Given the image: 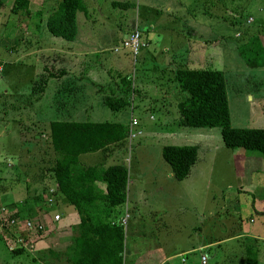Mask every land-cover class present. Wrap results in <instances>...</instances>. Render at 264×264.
<instances>
[{"label":"rangeland","instance_id":"rangeland-1","mask_svg":"<svg viewBox=\"0 0 264 264\" xmlns=\"http://www.w3.org/2000/svg\"><path fill=\"white\" fill-rule=\"evenodd\" d=\"M27 1L28 14L12 13L13 0H1L0 8V209L6 210L0 213V264H46L35 258L45 259L47 246L52 245L51 236H45L60 225L52 222L58 221L54 216L72 208L66 202L59 207L57 198L44 202L45 190L53 184L47 169L55 156L46 128L56 118L138 122L135 128L141 134L126 140L123 150L115 146L107 155L95 151L77 157L80 165L101 169L119 157L127 168L129 208L124 204L116 208L117 219H124L126 250L150 232L163 250L241 232L236 239L241 250V221L251 210L249 191L245 183H238V176L257 172L264 178V157L224 147L217 127L177 126L176 103L184 93L177 89L172 94L177 85L171 79L178 67L221 71L231 127L264 128V66L249 67L244 60L245 56L258 63L264 51V0H82L86 11L76 13L72 41L49 34L44 26L60 0ZM112 2L128 6L113 7ZM133 28L144 44L134 63L126 51H112ZM66 69L72 74L69 79H59V86L49 79L42 86L47 73L56 77ZM122 76L128 77L130 86L121 83ZM164 87L166 91H154ZM108 95L127 97L129 103L112 111L102 104ZM167 145L198 147V159L184 180H175L171 172L167 177L169 165L161 157ZM8 154L11 162L4 160ZM242 154L244 163L238 157ZM12 193L19 199L40 196L44 202L39 213L29 203V215L22 218L42 224L46 234L40 252L32 253L31 238L43 232L19 227L26 235L25 250L12 254L13 237L7 227ZM48 194L57 196L51 189ZM233 245L209 247L206 264H240L239 254L230 255ZM188 264H199L197 252L188 255ZM258 264H264L263 256Z\"/></svg>","mask_w":264,"mask_h":264},{"label":"trees","instance_id":"trees-1","mask_svg":"<svg viewBox=\"0 0 264 264\" xmlns=\"http://www.w3.org/2000/svg\"><path fill=\"white\" fill-rule=\"evenodd\" d=\"M27 4V0H13L10 11L17 13L24 10V13L28 14ZM111 4L113 7L128 6L127 3L121 2ZM2 5L0 0V8ZM85 11L82 0H60L55 10L46 16L45 29L55 37L72 41L76 35V13ZM250 50L248 49L247 54L252 57ZM244 60L249 67H263L264 51L258 63L245 56ZM66 70H61L58 75ZM52 77L55 76L47 73L42 80V86ZM121 78V83L128 87L131 83L128 77ZM173 80L178 90L184 93L176 103L177 126L217 127L224 147L242 148L264 157V128H235L230 125L225 81L221 71L179 67L174 71ZM32 90L35 88L32 87ZM128 103L127 97L112 95L105 96L102 100V104L112 111H119ZM128 130V125L118 122L68 121L60 118L50 121L47 125L48 145L55 155L53 164L47 169L49 176L56 190L66 203L72 206L78 217L76 232L70 242V250L75 255L72 264H123V224L116 217V208L126 200L127 168L119 157L104 169L97 165H80L77 157L95 151L107 155L115 146L118 151L123 150ZM161 157L169 165L172 177L180 181L188 175L196 159V147L163 146ZM10 159L12 160V157L4 160ZM100 184L103 189L99 187ZM33 199L38 202L40 196H34ZM25 201L26 198L18 209L13 205L7 207V214L8 211L11 212L7 220H12L7 227L11 229L13 237L10 241L13 249L9 247L13 255H19L25 250L19 243L16 246L18 248L14 249L16 234L26 239V235L19 229L22 226V218L29 215V205ZM4 211L6 210L0 209V213ZM243 250L244 264H257L255 245L245 244ZM48 254H52V251H48Z\"/></svg>","mask_w":264,"mask_h":264},{"label":"crops","instance_id":"crops-1","mask_svg":"<svg viewBox=\"0 0 264 264\" xmlns=\"http://www.w3.org/2000/svg\"><path fill=\"white\" fill-rule=\"evenodd\" d=\"M77 53L80 54V52H77ZM70 75L72 76V74L68 70H66L65 73H63L61 75H57L55 78L52 77L51 79H53L55 81L54 82L55 85H58L59 79H61V81L64 82L67 79H69ZM171 80H172V83H174L173 77ZM132 84H134L133 80H132ZM166 87H167V85H166ZM177 89H178V87L176 86V91L172 92V94H177ZM161 90H165V87L161 88L159 91H157L154 88V91L156 93H160ZM165 93L166 92H164V94ZM156 102H158V100H155V103ZM69 103L71 104L70 101H69ZM54 109L56 110V108H54ZM68 109H71L69 105H67V110ZM163 117H164V115H162V118ZM118 123H123V122H118ZM8 155H7V158L11 157V155H9V156ZM197 155H198V147L196 150V157L198 159ZM245 155L246 154H242V155L238 156L239 158L243 159V163H244V160L246 159ZM197 159H195V160L197 161ZM9 161L11 162V159ZM17 165H18V163H17ZM191 169H192V166L190 168V171H191ZM190 171H189L188 175L190 174ZM256 173L257 172H251L250 174H248L249 177L246 176V173H245V175L241 174L238 176V181H240L238 183H242V182L245 183L244 184L245 189H246L245 191L246 192L249 191L250 202H249V205L247 207L251 210V213L248 215L249 218L247 220L241 221L242 222L241 226L243 228V230H242L243 234H240L239 237H243V239H242L243 240V246H241L242 247L241 250H243L245 244L253 243L255 245V247L257 248V264H258L259 256L264 257V178L257 177ZM167 177L171 178V174H170L169 170H167ZM41 182H44V180L41 179ZM99 187L101 189H103V186L101 184L99 185ZM50 189L52 190V192L54 191L57 194L56 197H54L53 194H48V191ZM45 191H46L45 193L47 196L46 198L44 197L45 203H46L47 198H52V202H53L54 198H55V200L57 198L58 201L60 202L59 207L62 205L64 206V203L66 201L59 194V192L56 190V186H55L54 182L51 185V187H49L48 190H45ZM136 194L138 196V193H136ZM10 195L12 198H10L8 200V203L11 206L13 205L18 209V206L22 205L25 198H23V199L22 198L19 199V197L13 198V196H14L13 193ZM40 199L37 202L33 198L31 200H30V198H26L25 203L27 205H29V203H30L31 208L33 209V207H35L37 210V213H39L40 211H42L40 206H42L44 203V202L42 203L43 200L42 199L40 200ZM128 203H129L128 201L124 202L125 209L129 208ZM26 204H23V206L24 205L26 206ZM68 209L64 208L62 211H59L60 214L57 213V214H59L58 221L57 222L52 221V222H54L56 224L58 223L60 225L53 227L52 229L48 230L49 231L48 234L43 232L45 230L42 226L41 231H36L37 234H40L43 232L42 236L39 238H35V239L31 238L34 241V243L32 241V246H33L32 253H34L36 251L40 252L41 249H43L42 243L44 240L43 236H45V234H46L45 237L51 236V239H52V243H51L52 245L47 246L46 256H45L46 258L45 259L35 258L36 262L41 263V262L45 261L46 264H72L71 262L73 259H75V255L70 250L71 249L70 242H71V238L75 235V232H76L78 217H77L75 210L73 208H71V210H68ZM25 211H26V209H25ZM33 221L39 222V220H33ZM66 223H68V224H66ZM237 229H239V228H237ZM239 233H241V232H238V233L234 232V233H231V235L226 236L223 239L216 238V239L208 240L205 242L202 239L203 242L199 240L195 243L184 245V247H180L176 250H169V249L163 250V249H161V247L159 245H156V243L152 240L153 239L152 236H154V233L150 232L149 236H147V234L144 235L139 241L134 243L130 249L126 250L123 247V252L121 255L122 261H123V264H172V261L174 260V264H188V255L197 252L199 254V264H202L201 260H200L201 257H204V261H205L204 264H206V262H207L206 256H207V251H208L209 247L213 246V248H214V247H218L219 245L221 247V245L223 243L233 242L234 243L233 253H231L230 255L239 254V259L241 258L240 264H244V256H241V250H238V249H240V247L238 246V243L236 241L237 235H239ZM239 243H241V242H239ZM123 244H124V242H123ZM48 251H52V254H48ZM242 252L244 253V250ZM39 255H40V253H39ZM232 257L234 259V256H232ZM229 262H232V259L231 260L229 259ZM233 263H237V259ZM238 263H239V260H238Z\"/></svg>","mask_w":264,"mask_h":264},{"label":"built area","instance_id":"built-area-1","mask_svg":"<svg viewBox=\"0 0 264 264\" xmlns=\"http://www.w3.org/2000/svg\"><path fill=\"white\" fill-rule=\"evenodd\" d=\"M143 46H144V44L140 40L139 31L136 28H133L127 34V37L123 38L120 41L119 46L114 47L112 51L114 53H117L120 50L126 51L128 53V55L130 56L132 63H134L135 58L138 55L140 48ZM137 125H138V122L135 119L131 118L130 122L128 123V128H129L128 135H127L128 141L141 134L140 129L135 128ZM50 202H51V198H47V203H50ZM1 209L4 210L3 208H1ZM125 216H126V214H125ZM54 219H58V215H55ZM122 221L124 222V219L121 220V222ZM9 222L12 223V220H8V223ZM21 230L35 231V232L41 231L42 230V224H40L39 222H35L33 220H30V219H26L22 222ZM24 240L25 239L23 237L20 238L19 236H16V242H18L21 246H24L23 245ZM26 249H27V247H26ZM200 260H201L202 264L205 263L204 257H201Z\"/></svg>","mask_w":264,"mask_h":264},{"label":"clouds","instance_id":"clouds-1","mask_svg":"<svg viewBox=\"0 0 264 264\" xmlns=\"http://www.w3.org/2000/svg\"><path fill=\"white\" fill-rule=\"evenodd\" d=\"M129 123V122H128ZM32 220V219H31Z\"/></svg>","mask_w":264,"mask_h":264}]
</instances>
